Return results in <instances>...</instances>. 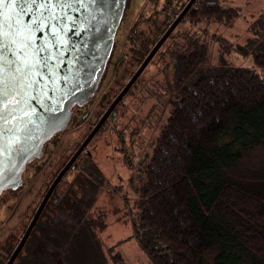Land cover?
<instances>
[{"label":"trees","instance_id":"obj_1","mask_svg":"<svg viewBox=\"0 0 264 264\" xmlns=\"http://www.w3.org/2000/svg\"><path fill=\"white\" fill-rule=\"evenodd\" d=\"M154 1L158 4L160 0ZM186 5L185 1L183 7ZM187 14L190 28L174 35L180 22L166 39L175 42L162 51L166 57L161 67L166 81L162 92L168 109L161 112L159 133L150 150L136 158L138 173L130 180L137 192L134 237L152 264H204L205 256L216 249L214 264H264V158L255 167L246 163L252 152L264 150V78L225 58L232 52L247 55L252 49L234 45L210 30L212 24L238 18L239 8L224 6L219 0H197ZM152 24L156 26L154 39L139 31L130 37V52L125 56L137 59L131 65L135 70L169 28L154 19ZM211 41L218 43L221 51L216 65L211 63ZM115 45L114 41L95 93ZM253 49L255 65L264 68V41ZM129 74L131 78L134 71ZM121 89L104 103V112ZM59 132L54 131L43 143L42 151ZM72 170L76 171L74 178L62 185ZM107 183L93 156L80 154L35 225L47 231L45 240L36 247L37 240L31 241L30 236L24 249L35 254L32 251H43L46 245L58 248L57 226L83 218L84 206H91L93 200L85 203V199L92 191L99 195ZM7 189L13 188H3L0 196ZM2 249L0 246V264ZM31 253L20 254L15 264H34L29 259ZM113 259L125 264L119 255Z\"/></svg>","mask_w":264,"mask_h":264},{"label":"rangeland","instance_id":"obj_2","mask_svg":"<svg viewBox=\"0 0 264 264\" xmlns=\"http://www.w3.org/2000/svg\"><path fill=\"white\" fill-rule=\"evenodd\" d=\"M185 1L189 0H160L158 4L154 0H131L128 6L126 4V13L114 40L116 45L110 59L111 64L105 70L99 89L84 105L72 107L70 122L48 141L41 156L29 162L23 171L21 185L3 191L0 196V246L4 248L1 250L3 264L19 243L45 192L71 152L78 149L103 115L104 103L121 86L123 89V83L130 79L129 73H135L138 69L131 66L133 60L137 59L125 56L130 52V37L139 31L154 39L153 30L156 26L152 24L153 19L169 27L183 10ZM219 1L224 6L239 8L241 14L230 23L223 21L212 24L210 30L234 45L242 44L248 46L249 50L252 49L247 55L232 52L225 58L264 78V68L255 65L253 59L256 43L264 41V0ZM190 26L191 18L186 14L174 35ZM173 42L174 38L166 41L161 51L143 70L138 83L129 89L124 101L104 122L86 148L84 154L91 153L102 170L104 181L108 182L105 189L99 195L92 191V196L85 199V203L93 200L91 206H84L83 218L71 224L57 226L56 235L60 242L58 248L51 249L46 245L43 251H32L35 254L29 252L28 247L23 248L21 254L25 256L31 253L29 259L32 263L116 264L113 257L119 255L125 264H152L134 237L137 192L130 180L138 173L136 158L150 150L151 142L159 133L161 112L168 107L167 96L162 92L166 82L164 70H161L166 60L162 51ZM211 47V63L216 65L221 55L220 47L212 41ZM262 158L264 150H256L248 155L246 163L255 167ZM241 167L245 165L241 164ZM72 171L62 180V185L72 181L76 174L75 170ZM46 232L39 226L34 227L30 236L31 241L37 240L36 247L45 240ZM31 244L29 242L28 246ZM217 254L218 249L212 250L205 256L203 263L214 264Z\"/></svg>","mask_w":264,"mask_h":264},{"label":"water","instance_id":"obj_3","mask_svg":"<svg viewBox=\"0 0 264 264\" xmlns=\"http://www.w3.org/2000/svg\"><path fill=\"white\" fill-rule=\"evenodd\" d=\"M195 2H187L57 174L6 264L14 263L60 180ZM126 4L127 0H60L50 9L53 19H48L49 13L45 12L46 24L44 30L37 33L35 44L42 50L33 57L32 67L22 77L23 89L12 92V102L3 109L0 119V192L5 187L21 185V174L27 163L41 156L43 143L70 122L71 107L86 103L92 96L113 48ZM23 19L27 22L29 17ZM7 56L16 59L11 52Z\"/></svg>","mask_w":264,"mask_h":264},{"label":"snow or ice","instance_id":"obj_4","mask_svg":"<svg viewBox=\"0 0 264 264\" xmlns=\"http://www.w3.org/2000/svg\"><path fill=\"white\" fill-rule=\"evenodd\" d=\"M59 2L60 0H0V119L3 118V109L12 102V92L23 89L22 77L32 67L33 57L42 50L35 47V44L37 33L42 32L46 24L45 12L49 13L48 19H53L54 13L50 9ZM33 6H36L35 13ZM24 16L29 17L27 22L24 21ZM9 52L16 59H8Z\"/></svg>","mask_w":264,"mask_h":264},{"label":"flooded vegetation","instance_id":"obj_5","mask_svg":"<svg viewBox=\"0 0 264 264\" xmlns=\"http://www.w3.org/2000/svg\"><path fill=\"white\" fill-rule=\"evenodd\" d=\"M113 113H115V112H113ZM110 116H111V115H110ZM110 116H109V117H110ZM109 117H108V118H109ZM106 121H107V120H106ZM106 121H105V122H106ZM80 145H81V144H80ZM85 151H86V149H85L81 154L85 153ZM23 248H24V247H23ZM22 250H23V249H22ZM12 252H13V251H12ZM21 252H22V251H21ZM21 252H20V254H21ZM11 254H12V253H11ZM11 254H10V256H11ZM20 254L18 255V257L16 258V260L14 261L13 264H15V262H17V261H20V258H19V257H20ZM10 256L8 257V259L10 258ZM8 259H7V260H8ZM6 262H7V261H6ZM6 262H5V264H6Z\"/></svg>","mask_w":264,"mask_h":264}]
</instances>
